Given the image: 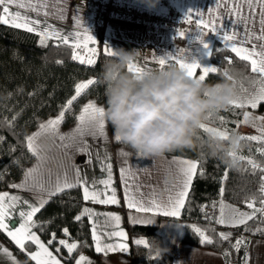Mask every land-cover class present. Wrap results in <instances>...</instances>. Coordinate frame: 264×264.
Segmentation results:
<instances>
[{
  "label": "trees",
  "instance_id": "obj_1",
  "mask_svg": "<svg viewBox=\"0 0 264 264\" xmlns=\"http://www.w3.org/2000/svg\"><path fill=\"white\" fill-rule=\"evenodd\" d=\"M97 35L101 37L99 26ZM39 39L34 33L0 24V137L3 138L0 140V191L12 188L11 185L20 179L27 166L34 161L35 156L27 146L28 134L47 117L65 111L64 105L75 94L77 83L88 78L97 81L82 92L65 111L61 121L63 128L75 123L86 100L92 99L104 106L106 104L105 88L100 79L104 63L112 59V56L101 53L95 59V64H81L71 58L72 49L69 46L57 45L54 40H49L46 46H41ZM211 51L213 54L209 59L218 71L210 73L203 83L229 81L235 90H243L258 79L257 74L251 72L250 64L225 49L224 43L215 36ZM228 60L232 61L231 64ZM127 71L129 72L128 67ZM225 71L228 76L224 75ZM245 109L246 107L228 106L227 109L208 113L207 119L202 123L206 127L227 129L229 133H233ZM255 111L262 113L264 102L258 104ZM108 126L112 130L111 125ZM213 139L209 132L199 128L191 148L167 153L193 159L198 165L185 206L181 209L179 218L174 220L183 225L182 242L219 252L226 264H243L245 245H242L239 251L232 245L241 236L246 241L251 236L264 239V218L256 215L246 225L234 227L226 234L230 236L227 241L220 240L219 230L222 227L215 223V219L219 217L220 201L243 208L249 196L255 194L256 204L259 205L258 189L262 173L259 170L253 172L247 160L238 162V167L235 168L227 166L219 158V154L212 155L210 144ZM215 140L228 146L227 141ZM258 148H264V143L242 140L236 152L264 165V155L257 151ZM221 188L224 189L223 196L220 195ZM83 205L80 187L75 185L48 197L47 203L33 217L37 225L33 229L44 241L48 242L55 233L56 241L49 247L55 249L58 246L59 254L65 258L67 264H71L82 252L95 254L86 216L80 221L75 220ZM194 227L204 230L213 242L201 244L199 236L192 231ZM65 228L68 229V236L64 235ZM245 228L249 230L245 231ZM257 228L261 231H256ZM127 231L135 264H172V256L166 251L156 225L128 223ZM0 237L26 264H35L1 231ZM60 239L77 243V249L70 255L66 248L58 244ZM139 239L148 241V247L137 245L135 241Z\"/></svg>",
  "mask_w": 264,
  "mask_h": 264
},
{
  "label": "crops",
  "instance_id": "obj_2",
  "mask_svg": "<svg viewBox=\"0 0 264 264\" xmlns=\"http://www.w3.org/2000/svg\"><path fill=\"white\" fill-rule=\"evenodd\" d=\"M121 1L129 2L131 0ZM136 1L139 7L146 8L143 4L139 3L138 0ZM232 3L233 0H229L228 8L232 7ZM41 5H43V7H41ZM156 6L175 8L185 18L190 11L192 13L200 11L203 13V18L208 20V10L215 8V0H159V3ZM37 8L39 11L38 15L31 11H28L27 14L32 18L40 20L41 25H43L44 21H47L48 24L61 33H68L72 37H76L77 34H79L82 40L86 28L95 41V43L89 45V47L96 50L95 59L101 53H105V47L111 49V51L123 49L125 52H134L132 63L139 64L141 67H146L149 71L154 72L166 67L179 68L174 61H167L163 68H161L156 61L158 58L163 57L166 54H179L178 50L185 49L186 55L197 60L202 66L210 65L215 67L210 61V56L207 55V52L211 51L213 37L215 36L220 39V35L207 33V30H204L206 33L204 40L205 43L209 45V48L207 50L202 48L196 43V37L198 35L196 32L198 29L195 22L197 17L195 16L189 22L190 26L183 30V32L186 33L185 37L181 38L178 33L182 31L174 32L165 29L150 30L147 25L129 19L109 18L107 20H98L97 22H94L90 15L75 3V0H38ZM12 10L17 9L12 8ZM20 11L24 10L21 9ZM45 12L47 13V16L44 15ZM242 12L244 15H248L249 10L247 4L243 5ZM216 15L220 17V19L216 21L217 27L223 26V30L227 31L229 34L233 31L239 32L240 36L244 34V25L240 24L236 27L234 25L236 17L228 15L224 8L216 9ZM77 18L80 21L79 27L77 25ZM249 19L250 23L248 27L258 35L260 33L259 16L257 15L255 17V23L251 22L252 17H249ZM98 26L101 29V37L97 35ZM220 34L222 35L223 32ZM240 36H238V40ZM149 41H152L155 46L148 48L146 44ZM252 42L256 44L260 43V41L255 40ZM246 47L250 48L251 44L246 45ZM82 50L85 49L82 48ZM81 54H87L86 50L81 51ZM200 74V70L197 69L195 78H198ZM87 103H94L100 108L104 107L103 104L88 99L82 105L77 117ZM246 112L255 114V117L264 116V111L262 113H257L255 110L252 112L247 108ZM58 116L59 115H56L54 118H57ZM51 117L52 116L44 119L39 126L41 124H46L45 121H48ZM260 122L262 123V121ZM39 126L30 132L28 136H32L39 132ZM243 127H254L256 130L259 128L258 126H251L249 124H246V126L244 124ZM78 128L79 121L76 118L75 123L67 128H63L60 123L54 134L44 133L40 135L36 140V144L40 146L41 155L44 159L40 163L35 157L34 162L30 165H36V167L39 166L38 174L42 178L46 188H54L58 182L63 184L66 178L74 185H79V187L80 183L86 182L87 186L91 189L93 184H95L96 189L102 191L103 185L100 184V181L107 179L108 177L107 171H102V163H110L112 165V186L116 190L117 199L120 203L118 205L92 204L90 201L84 200L83 189L80 187L82 199L84 201L83 208L88 207L95 212H110L119 215L121 218L120 229L123 230L127 236V240L124 242L128 245V249L126 252H110L107 255L97 253L92 239L91 224L86 216L95 254L82 252L74 258L71 264H75L76 259H78L80 255H84L87 260L91 261V264H135L127 231L128 223L156 225L161 234L166 251L172 256V264H226L221 253L182 242L181 235L183 232V225L174 220L176 218L153 215L152 213H137L135 210L128 209L124 202V181L121 178V168L126 169V178L128 183L133 186L134 195H137L138 198L142 196L145 202L152 198H155L157 201L165 202L169 195L175 194L176 186L179 181L183 179L179 170L180 166L175 161L190 160L196 162L195 160L169 154L149 159L133 155L121 156L120 153L122 152V146L114 140L113 130L109 128L108 123L105 120L103 136L99 134V131H96V134L92 135L86 129L83 130V135H81V131L77 130ZM60 137L64 138L61 139ZM88 153H91L90 163ZM97 157H99V162ZM27 168L15 184H21L24 182ZM77 170L80 172V183H77ZM137 184L139 185L138 193L135 191V185ZM4 192H7L9 195H17L22 201L26 200L30 204L37 207L39 206L38 201L41 198V194H38L34 190H30V186H26L25 188L12 187L0 191V193ZM43 198L47 199L48 197L44 195ZM17 209L24 211L28 210L27 206L23 204H18ZM13 211L16 217H14L9 224L11 227H18L20 222L18 211ZM130 216L136 220L151 221V223H133L129 220ZM0 231L4 233L5 236L7 235L5 231ZM32 231L39 236L34 229H32ZM6 237L8 238L9 236L7 235ZM40 239L46 244V246H48L53 255L61 261V264H67L65 258L56 251L58 246L55 249H52L46 241L41 237ZM115 239L118 238H114V240ZM9 240L18 247L11 238ZM248 241L251 243L245 245V252L248 254L247 264H264V239L251 236L248 238ZM0 250H6V252L11 253L12 258L17 264H26L1 237ZM32 252H35V249L32 250ZM0 264H12V260L8 259L4 254V251H0Z\"/></svg>",
  "mask_w": 264,
  "mask_h": 264
},
{
  "label": "snow or ice",
  "instance_id": "obj_3",
  "mask_svg": "<svg viewBox=\"0 0 264 264\" xmlns=\"http://www.w3.org/2000/svg\"><path fill=\"white\" fill-rule=\"evenodd\" d=\"M38 0H0V24H6L12 28L23 29L29 33H35L39 36V43L41 46H46L49 40H54L57 45H67L72 49L71 58L75 61H78L81 64L93 65L95 64V52L94 48L89 47L90 44L95 43L93 37L89 34L88 30L85 28L83 40L80 35L77 34L76 37H72L68 33H61L60 31L54 29L47 21H44L41 25V21L35 18L30 17L27 12L31 11L33 13L39 14L37 8ZM229 0H215V8L209 9V19L205 20L203 18V13L196 11L192 13L191 11L186 16V22H190L195 16L196 25L198 31L196 37V43H198L202 48L207 50L209 45L205 43L204 37L206 35L204 30H207V33H215L220 35V39L224 43V48L230 50L235 54L241 61H246L251 66V72L257 74L258 79L253 81L254 85H259L256 91L245 96L243 99L237 97L233 100L229 107L235 108H245L251 107L255 109L258 104L264 102V0H233L232 7L228 8ZM247 4L248 15H244L242 12L243 5ZM43 7V5H41ZM12 8L17 10H12ZM224 8L228 15L235 16L236 20L234 25L238 27L240 24L244 25V34L240 36L239 32L233 31L229 34L227 31L223 30L222 27H217L216 21L220 19L216 15V9ZM24 11H20V10ZM258 9V11H257ZM47 16V13H44ZM259 16V25L260 33L255 34L249 27L250 19L251 22L255 23V17ZM232 23V22H231ZM77 25L80 26V21L77 18ZM223 32L221 35L220 33ZM185 32H179L178 35L181 38L185 37ZM238 36H240L238 40ZM260 41L259 44L253 43L252 41ZM251 44V47H246V45ZM85 49L87 54L82 55L80 49ZM259 49V50H258ZM219 51V49H216ZM179 54H166L163 57L157 59V63L161 68L165 65L167 61H174L175 64L184 71L187 76L197 82H204L206 77L210 73H216L218 69L212 66H202L197 60L192 59L186 55L185 49L178 50ZM105 54L112 56L113 53L111 49L105 47ZM213 51H208L207 55L212 56ZM231 60H228V63L231 64ZM197 69L200 70L201 74L196 77ZM129 72L143 76L147 73H150L146 67H141L139 64L130 63ZM225 76H228V72H224ZM231 79V77H229ZM97 81L93 79L87 80L85 83H77L75 85V94L67 101L64 105L65 111L81 96L82 92L89 88L90 85H94ZM65 111H61L59 116L56 119L49 120L46 124H41L40 131L32 136L27 137V146L29 151L35 156L39 161H42L44 157L41 155V148L36 144L37 138L44 133H55L57 126L64 119ZM211 113V112H209ZM244 119L241 123H248L251 117L250 113L244 112ZM104 113L103 109L97 107L94 103H87L80 115L77 117L79 121L78 131H81L83 135V130L89 131L92 135L96 134V131H99V134L103 136L104 129ZM14 119V118H13ZM207 119V117H205ZM256 121L264 122V116H258L254 118ZM223 122V118H221ZM255 126V124L253 125ZM200 129L205 132L212 134L214 139H219L220 141H227L230 136L235 133H229L227 129L221 131L214 128H207L203 123L199 126ZM257 131L260 135L253 136H238L239 141L249 140V141H258L264 143V127L258 128ZM236 135V134H235ZM63 139L64 137H60ZM3 138L0 137V140ZM238 146L237 148H239ZM87 148V146H86ZM86 150V149H85ZM258 152L261 155H264V148H258ZM89 155V163L91 162V153ZM121 156H127L126 153L121 152ZM228 156L234 162H240L247 160V164L251 166L253 172L259 170L260 176V185H259V205L256 207L257 197L255 194L249 196L246 201V206L251 210L250 213L240 212L237 209H232L231 213L226 217L225 216V205L223 202L220 203V215L215 219V223L219 225H230L232 227H237L240 225H246L248 221L254 219L257 213L264 218V166L257 163L254 159L250 157H244L238 155L236 151H229ZM99 162V157H97ZM180 166V174L183 177L176 186L175 194L169 195L167 201L161 202L157 201L155 198L150 199L145 202L143 197H137L133 194V186L128 183L127 172L125 168L120 169L121 178L124 181V202L128 209L135 210L137 213H152L153 215H162L167 217L179 218L180 210L185 206V200L189 194V188L192 183L193 176L197 171V163L190 160H178L175 161ZM107 171V179L100 181V184L103 185V190H97L95 184L90 189L87 186V183H80V172L77 170L76 175L78 177L77 183H80V187L83 189V198L85 201H90L92 204H101V205H118L120 201L117 199L116 190L112 186V165L110 163H102V171ZM39 168H33L25 172V180L21 184H12L13 188H25L30 186V190L36 191L38 194H41V198L38 203L39 206L30 204L28 201H22L21 198L17 195H9L7 192L0 193V230L5 231L7 235L11 238L12 241L18 246L21 251L26 250V242L36 246L35 252H27L26 254L30 257L35 264H61V261L57 259L56 256L49 250L48 246L43 243L39 236L32 231L37 225L33 220V217L41 208L47 203V199H44V195L47 197L55 196L57 193L62 192L64 189H70L75 187V185L69 182L66 178L63 182L57 183L54 188H46L42 178L39 176ZM202 174V173H201ZM227 178V173H225V179ZM135 191L139 192V185H135ZM224 189L221 188L220 195L223 196ZM23 204L27 206V211L18 210L17 205ZM18 211V217L20 222L18 227H11L9 221L13 220L14 211ZM87 216L91 224L92 239L95 244V250L97 253H103L107 255L110 252H126L128 245L124 242L127 240V236L123 230L120 229V216L115 215L110 212H95L91 208L85 207L79 215L75 217L76 221H80L82 217ZM103 218V219H101ZM129 220L133 223H151V221L136 220L133 217H129ZM111 229V230H109ZM249 229L245 228V231ZM64 235L68 236V229L65 228ZM199 238L201 244H211L212 239L205 234V231L199 227H194L192 229ZM256 231H261L257 228ZM255 234V233H254ZM114 238H118L115 239ZM221 241L229 240L230 236L224 233L219 234ZM56 241V235L53 233L52 238L47 242L48 245H52ZM137 245H143L148 247V241L139 239L136 240ZM251 243L246 241L243 236L235 240V243L232 245L237 251L240 250L242 245H247ZM58 244L63 248H66L68 253L71 255L74 250L77 249V243H69L65 239H60ZM4 251V254L8 259L12 260V264H17V262L12 258L11 253ZM56 251L59 252L60 248H56ZM227 255V252L225 253ZM244 264H247L248 254L245 252L244 255ZM75 264H91V261L87 260L84 255H80L76 259Z\"/></svg>",
  "mask_w": 264,
  "mask_h": 264
},
{
  "label": "clouds",
  "instance_id": "obj_4",
  "mask_svg": "<svg viewBox=\"0 0 264 264\" xmlns=\"http://www.w3.org/2000/svg\"><path fill=\"white\" fill-rule=\"evenodd\" d=\"M148 10L159 0H138ZM112 59L103 65L100 82L104 85L106 104L104 120L111 125L113 137L128 156L149 159L184 148H191L197 130L209 112L227 109L237 99L229 81L206 84L190 79L177 67L147 73L143 76L127 71L134 52L112 51ZM241 141L237 135L227 145L211 141L212 155L229 167L238 162L229 158Z\"/></svg>",
  "mask_w": 264,
  "mask_h": 264
},
{
  "label": "built area",
  "instance_id": "obj_5",
  "mask_svg": "<svg viewBox=\"0 0 264 264\" xmlns=\"http://www.w3.org/2000/svg\"><path fill=\"white\" fill-rule=\"evenodd\" d=\"M75 3L87 12L94 22L123 18L145 24L150 30L165 29L174 32L183 31L190 26L186 18L172 7L156 6L148 10L139 7L136 0H75ZM146 46L152 48L155 44L149 41Z\"/></svg>",
  "mask_w": 264,
  "mask_h": 264
},
{
  "label": "rangeland",
  "instance_id": "obj_6",
  "mask_svg": "<svg viewBox=\"0 0 264 264\" xmlns=\"http://www.w3.org/2000/svg\"><path fill=\"white\" fill-rule=\"evenodd\" d=\"M81 51H85V50H82L81 49ZM89 79H91V78H88V79H84V80H82V81H80L79 83H85V82H87V80H89ZM257 87H259V85L258 86H254V84L253 85H251V86H247V87H245L243 90H235V92H236V95H237V97H239L240 99H243L245 96H247V95H249L250 93H253V92H255L256 91V89H257ZM247 108H248V110H250V111H254L255 109H253V108H251V107H246V109H245V111L244 112H246V110H247ZM244 112H243V114H244ZM248 113H250V115H251V117H253V119H250L249 120V122L248 123H241V121H243V114H242V118H241V121L237 124V127H236V129H235V134L237 135V136H240L241 134H244V135H247V136H253V135H260V133L253 127H243V125L245 124V126H246V124H249V125H254L255 124V126L257 127H259V128H262V127H264V122H260V121H256L254 118H255V114H253V113H251V112H248ZM51 119H56V118H54V116H52L51 118H49V120H51ZM48 120V121H49ZM48 121H45V123H47ZM207 128H214V129H218V130H221V131H223V129H219V128H217V127H213V126H208ZM211 134V133H210ZM212 135V134H211ZM35 159V158H34ZM34 162V161H33ZM32 162V163H33ZM31 163V164H32ZM40 163H41V161H40ZM30 165V164H29ZM28 165V166H29ZM27 166V167H28ZM262 166H264V165H262ZM33 167H36V165H34V166H29L28 168H27V171L28 170H30V169H33ZM38 168H39V166H38ZM221 202H223V204L225 205V216L227 217L230 213H231V210L232 209H238L240 212H245V213H250L251 212V210L250 209H248L247 208V206H246V203H245V206L243 207V208H240V207H236V206H234V205H232V204H230V203H227V202H224V201H220V203ZM220 203H219V206H220ZM256 207H260V205H257L256 204ZM219 215H220V207H219ZM257 215H260L259 213H257ZM10 222V221H9ZM221 227L222 228H220V230H219V232L220 233H224V234H228L234 227H232V226H230V225H221ZM7 236V235H6ZM9 238V237H8ZM10 239V238H9ZM35 249V251L37 250L36 249V246H34L33 244H31L30 242H26V250L25 251H23V252H25V253H27V252H32V250H34Z\"/></svg>",
  "mask_w": 264,
  "mask_h": 264
}]
</instances>
